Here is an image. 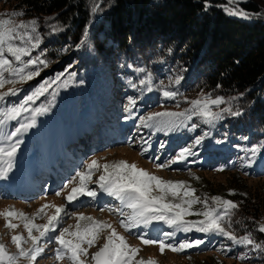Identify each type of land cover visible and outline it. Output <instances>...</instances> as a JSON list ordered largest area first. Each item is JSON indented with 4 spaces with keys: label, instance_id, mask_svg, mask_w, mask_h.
<instances>
[{
    "label": "trees",
    "instance_id": "obj_1",
    "mask_svg": "<svg viewBox=\"0 0 264 264\" xmlns=\"http://www.w3.org/2000/svg\"><path fill=\"white\" fill-rule=\"evenodd\" d=\"M209 3L211 6L205 9L204 0H0L2 18L22 11L24 16L13 19L37 20L42 42L33 56L43 51L42 58L49 65L39 66L40 75L6 103L18 104L44 81L59 77L44 96L29 105L48 107L41 123L49 129L53 149L69 142L70 136L77 137L83 125H106L111 120L104 116L125 108L129 97L136 99L133 110L139 117L174 106L183 111L189 107L187 100L203 94L224 97L225 104L220 107L241 110L242 115L225 114V119L214 126L193 117L189 127L165 135L167 140L159 149L178 152L208 132L194 147L195 155L189 157L188 166L208 171L223 168L231 174L228 186L236 194L227 193L226 199L239 207L233 210L230 230L237 236L252 232L253 239L260 243L264 242V233L256 229L264 224V190L251 192L239 176L264 180V152L252 167H244L242 159V149L264 145V17L230 16L225 8L231 6L223 0ZM237 4L254 13L264 8V0H240ZM97 5L98 10L93 12ZM82 39L84 43L77 48ZM148 77L152 91L139 84L140 79ZM177 77L181 78L178 85L174 83ZM129 81L137 87H131ZM163 90L175 91L177 96L167 99ZM85 108L92 113V121L89 115L81 116ZM193 122L198 127L190 130ZM148 143L146 147L153 149L157 141ZM206 195L203 197L209 202ZM209 206L215 205L209 202ZM202 207L197 204L194 211ZM200 218L192 216V220ZM184 235L183 241H204L193 253L225 257V247L232 245L226 255L235 263L264 264V252H252L251 246L233 244L224 236L195 231ZM241 256L246 258L238 259Z\"/></svg>",
    "mask_w": 264,
    "mask_h": 264
},
{
    "label": "snow or ice",
    "instance_id": "obj_2",
    "mask_svg": "<svg viewBox=\"0 0 264 264\" xmlns=\"http://www.w3.org/2000/svg\"><path fill=\"white\" fill-rule=\"evenodd\" d=\"M229 5L237 3V0H228ZM209 0H204V7H210ZM99 5L92 9L96 12ZM225 11L230 16H239L243 19H251L253 16H264V13H248L244 10L232 7H226ZM8 18H0V179L7 178L8 173L13 167V160L19 148L21 140L19 139L22 133L35 127L36 117L43 115L49 111L48 107L41 106L30 108V104H34L41 96H44L49 88L55 84L56 80L51 82L44 81L31 94L26 95L18 104H7L9 97L17 96L23 89V85L32 81L40 75L39 66L47 68L48 61L44 58L43 51L39 55L33 56V52L41 45V36L38 32V22L36 19L15 20L14 17L24 16V12L13 11L7 14ZM54 30L55 27H54ZM84 36H87L85 29ZM84 43V39L76 47L79 48ZM27 58V59H25ZM139 71H143L140 69ZM150 77L140 79L139 84L148 87V91H152L150 86ZM181 78L177 77L175 84L180 83ZM67 81L65 82L66 85ZM131 87L136 88L137 85L129 81ZM8 85L7 90L5 86ZM20 85V87H17ZM62 85V86H65ZM217 87H220L217 85ZM162 95L167 99H173L177 96V92L163 90ZM235 99V98H232ZM188 108L183 111H162L153 112L147 116L139 118L140 125L144 128L154 129L155 132H164L167 135L169 132L178 131L181 128L189 127L188 122L196 117L204 125L214 126L217 122L225 119V114L232 117L242 115L241 110H233L231 107H223L225 99L222 96H215L210 93L203 94L198 98L187 100ZM136 105V99L129 97L125 110L131 114L132 109ZM216 109V110H214ZM31 113L30 116H25V113ZM15 121L18 126L11 131H6L5 126ZM198 125L193 122L190 125V130H195ZM153 133V134H154ZM209 135L208 132L195 137L193 144L181 148L172 157L170 163L186 161L188 157L195 155L194 147L199 146L204 139ZM247 139V137H244ZM218 143L220 141H217ZM147 144V141H143ZM163 147V145H161ZM148 150L147 147L142 148L141 155ZM245 153L242 158L244 167H252L258 157L264 152V145H252L244 148ZM157 169L170 167V164H156ZM103 169L95 183L98 185L100 192L106 193L110 197L119 200L123 208L130 211L124 212L120 208L115 211L120 216L118 223L121 228L132 234L134 228H149L155 227L156 222H163L173 231L165 232V237H172L176 232H199L208 235H221L230 240L233 244L251 246L252 252H264V242H256L253 239L252 232L237 236L232 228V213L238 209V203L224 199L220 196H212L210 199L215 206H209L208 198L201 199L195 194V189L187 186L184 181H170L149 173L148 171L137 167L136 164H129L127 161L120 160L112 163H104L100 165L96 159L91 160L85 165L84 171L76 172L73 180L78 178V184L72 187L64 199L67 204L78 201L81 197H88L95 200L98 196L96 189L89 188V183L92 182L93 171ZM223 168L217 171H223ZM72 183V181H69ZM65 188L68 187L66 184ZM158 192L159 195H154L153 192ZM236 193L229 190L228 195ZM57 196L61 192H56ZM173 199H179V202L168 200V196ZM201 204L202 210L194 211L193 205ZM54 207L53 215L47 217V222L44 224H35L28 219L23 213L5 210L0 213L4 217H17L25 220L24 228L28 232V239L32 242V247L28 250L21 245L23 237L21 235H13L11 242L16 246L17 254H9L4 244H0V264H17L20 258H27L30 264L36 262L38 258L43 257L44 248L39 246V242L48 237L50 233H55L59 230L58 235H54L55 242L60 245L55 249L54 255L57 261H60L67 256L71 264H89L87 259L90 255L91 264H157L153 259L143 260L137 259L139 248L130 246L125 237L120 235L110 223L97 221L91 216H85L83 213L75 214L76 225L75 231H70L69 228H59L57 225L63 219V214L66 213V205H42L39 212H43L45 208ZM104 211V209H100ZM187 216L202 217L200 219L186 220ZM89 221L86 225H81L80 221ZM239 223V221H237ZM227 225V226H225ZM8 229H14L16 224L7 222L5 225ZM33 229L39 235L34 236ZM108 229V235L104 239V243L97 251L89 254L88 249L93 247L99 236L98 233ZM259 233H264V224H259L256 229ZM71 236L74 239H67ZM138 239L144 245H158L161 254L166 249L181 253L186 249L196 248L203 244L204 241L197 239L194 241H183L178 244L166 242L165 239H149L145 235L137 234ZM87 245V247H85ZM63 250H66L63 251ZM246 256L238 257L245 259Z\"/></svg>",
    "mask_w": 264,
    "mask_h": 264
},
{
    "label": "rangeland",
    "instance_id": "obj_3",
    "mask_svg": "<svg viewBox=\"0 0 264 264\" xmlns=\"http://www.w3.org/2000/svg\"><path fill=\"white\" fill-rule=\"evenodd\" d=\"M223 1L229 5L228 0ZM238 1L240 0H237V2ZM230 6L243 10L237 3ZM252 13L256 14L257 12ZM258 13H264V8ZM3 15L4 11L0 10V18H2ZM122 102H124V99L121 100V103ZM87 106L90 108L89 105ZM176 107L174 106L171 109L168 108L163 110H182ZM163 110H156L155 112H162ZM81 113L82 117L89 115L90 120L92 121V113L90 115V110L88 108L83 109ZM111 113L112 114L104 117L107 119L109 118L111 121L114 120L115 123L119 122L115 128H113V123L111 124V121L105 126H102L103 124H98L97 122V125H91V128H84L81 130L87 136H96L95 139H89L86 135L82 134V139L73 142V146L66 147L67 150L65 149L61 152L56 148L51 149V139L48 137L49 129H45L44 124L41 123V119H43L44 116L39 115L36 119L35 127L22 133L19 137L21 143L14 157L15 159L13 161V167L9 172L10 174L8 173L7 175L9 177L0 179V186L2 187V189L0 188V213L5 210L15 211L17 213H23L35 224H44L47 222V217L54 214L55 208L48 207L45 208L43 212L38 213V209H40L42 205H66V213L63 214V219L57 225V229L69 228V226H71L69 230L75 231V225L77 223L75 214L79 213H83L85 216H91L97 221L110 223L120 235L125 237L130 246L140 249L137 259L148 260L151 258L155 260L157 264H240L238 262L235 263L236 260H234L232 256L226 255L229 254L233 247L232 245H227L225 247L226 253L225 257H223L221 254L211 252L196 254L192 252L194 248L186 249L181 253H174L166 249L165 252L161 254L158 245L142 244L138 239L137 234L145 235L146 238L149 239H165L166 242L178 244L185 238V233L176 232L175 235L170 238L163 237L165 232L173 231L172 228H169L163 222H156L155 227L152 229L140 227L132 229V234L125 232L118 223V220L123 219L124 217L120 216L115 210L117 208H120L124 212L130 210L123 208L119 200L99 191L98 185L95 181L98 179L99 175L102 174V168L93 171L92 182L88 185L89 188L97 190V198L92 200L88 197H81L78 200L79 203H74V201L71 204H67L64 197H66L72 187H75L78 184V178L73 180L76 172L84 171L85 165L93 159H96L100 165L120 160L127 161L129 164L134 163L137 167L142 168L163 180L184 181L187 186L195 189V194L201 199H204V194H207L206 196L209 198L212 196H220L226 199L229 190L228 178L231 176L230 173L217 170H200L188 166L190 160L189 157L186 161L170 163L172 157H174L177 151L173 152L166 149H159L160 143H164V139H166L164 137V132L154 133V129L144 128L140 125V117L133 109L131 114H129L124 107L119 108L118 113L117 111H111ZM16 126H18L17 123L11 121L5 126V130L11 131ZM111 133L112 137L110 136ZM114 133H116V135H114ZM166 136H168V134ZM43 138L45 140H43ZM72 139L73 137H71V140ZM155 140L157 143L154 145V148L148 149L143 155H141L142 148L147 146L143 141H147V143L149 142L148 144H150ZM50 151L51 155L49 156ZM162 152H164V154H161ZM156 164H170V167L157 169L155 167ZM44 175H46V179H40V177ZM34 178L35 180H33ZM239 178H241L251 192H255L259 189L264 190V180L256 181L244 179L240 176ZM69 181H72V183H69ZM23 183H27L26 186L28 188L30 187V190L32 191V194H28L25 198H21L19 195L13 193L16 192V190H20L23 186L19 185H22ZM66 184L68 185L67 188L64 187ZM56 192H61V195L57 196ZM153 194L159 195V193L155 191ZM167 199L172 200L173 202H179L178 198L174 200L170 195ZM209 202L212 203L211 199ZM195 207H197V204L193 205V210ZM100 209H104V211H101ZM185 219L192 220V216H187ZM7 222L16 224L17 227L14 229H8L5 226ZM24 223L25 220L19 216L6 218L0 215V244L5 245L9 254H17L16 246L11 242V237L13 235H21L23 237L21 246L24 249L28 250L32 247V242L28 239V232L24 228ZM88 223L90 222L83 220L80 221L82 226ZM108 232V229H103L98 233L99 238L96 244L88 249L89 254L98 250V248L104 243V239L108 235ZM32 234L34 236L39 235L35 229H33ZM58 234L59 230L55 233H50L48 237L43 238L39 242V246L43 247L45 251L43 257L38 258L33 264H71L67 259V256L60 261L55 259V249L59 248L60 245H58L54 238L51 237ZM66 238L74 239L67 235ZM85 247H87V245H85ZM63 251L66 252V250ZM87 259L89 260V264H91L90 255ZM17 264H30V262L27 258H20Z\"/></svg>",
    "mask_w": 264,
    "mask_h": 264
},
{
    "label": "bare ground",
    "instance_id": "obj_4",
    "mask_svg": "<svg viewBox=\"0 0 264 264\" xmlns=\"http://www.w3.org/2000/svg\"><path fill=\"white\" fill-rule=\"evenodd\" d=\"M27 156H28V155H27ZM27 158H28V157H27ZM35 158H36V157H35ZM14 159H15V158H14ZM36 159H37V158H36ZM28 160H29V159H28ZM13 161H14V160H13ZM23 165H24V164H23ZM24 166H26V165H24ZM33 171H34V170H33ZM9 174H10V173H9ZM13 174H14V172H13ZM7 177H9V176H7ZM18 177H19V176H18ZM30 177H31V176H30ZM14 179H15V178H14ZM40 179H44V180H45V179H46V175L41 176ZM33 180H35V178H34ZM24 181H25V180H24ZM2 183H3V182H2ZM17 183H18V182H17ZM5 184H6V183H5ZM13 185H15V184H13ZM26 185H27V183H23L22 185H19V186H23V187H21V189H22V190H26L25 193L32 194V191L30 190V187L28 188ZM29 185H31V184H29ZM19 186H16V187H19ZM41 186H42V185H41ZM8 187H9V186H8ZM16 187H15V188H16ZM0 188L2 189L1 186H0ZM11 189H12V188H11ZM11 189H10V190H11ZM13 190H14V189H13ZM76 202L79 203V201H75L74 203H76Z\"/></svg>",
    "mask_w": 264,
    "mask_h": 264
},
{
    "label": "built area",
    "instance_id": "obj_5",
    "mask_svg": "<svg viewBox=\"0 0 264 264\" xmlns=\"http://www.w3.org/2000/svg\"><path fill=\"white\" fill-rule=\"evenodd\" d=\"M246 12H248V13H252V12H249V11H246ZM253 14V13H252Z\"/></svg>",
    "mask_w": 264,
    "mask_h": 264
}]
</instances>
